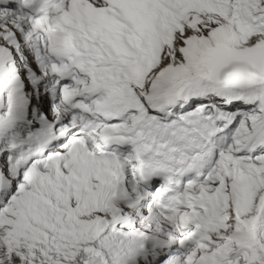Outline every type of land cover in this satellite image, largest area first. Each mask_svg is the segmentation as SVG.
<instances>
[{"label": "snow or ice", "instance_id": "obj_1", "mask_svg": "<svg viewBox=\"0 0 264 264\" xmlns=\"http://www.w3.org/2000/svg\"><path fill=\"white\" fill-rule=\"evenodd\" d=\"M0 264H264V0H0Z\"/></svg>", "mask_w": 264, "mask_h": 264}]
</instances>
